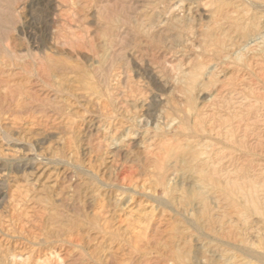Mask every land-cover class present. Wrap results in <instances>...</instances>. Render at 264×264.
<instances>
[{
    "label": "rangeland",
    "instance_id": "obj_1",
    "mask_svg": "<svg viewBox=\"0 0 264 264\" xmlns=\"http://www.w3.org/2000/svg\"><path fill=\"white\" fill-rule=\"evenodd\" d=\"M263 119L264 0H0V264H264Z\"/></svg>",
    "mask_w": 264,
    "mask_h": 264
},
{
    "label": "bare ground",
    "instance_id": "obj_2",
    "mask_svg": "<svg viewBox=\"0 0 264 264\" xmlns=\"http://www.w3.org/2000/svg\"><path fill=\"white\" fill-rule=\"evenodd\" d=\"M204 1V0H203ZM64 2V1H63ZM67 2V1H66ZM177 3V2H176ZM52 4V2H51ZM193 4V3H192ZM206 4V3H205ZM190 6V5H188ZM55 7V6H54ZM237 8V7H236ZM193 16V15H192ZM201 16H199L200 18ZM141 18V17H140ZM139 18V19H140ZM192 18V17H191ZM198 19V18H197ZM237 21V20H236ZM256 21V20H255ZM108 23V22H107ZM218 28H221L218 27ZM223 30V29H222ZM226 31V30H225ZM217 34V33H216ZM101 37V36H100ZM105 38V37H104ZM226 38V37H225ZM224 38V39H225ZM107 41V38H105ZM109 39V38H108ZM221 39H219L220 41ZM101 40H99L100 42ZM217 41V40H216ZM234 41V40H233ZM111 42V41H110ZM249 42V41H248ZM241 44V43H240ZM255 45V44H254ZM245 47V45H244ZM248 49V48H247ZM253 50V49H252ZM241 55V54H240ZM109 58V57H108ZM27 60V59H26ZM203 61V60H202ZM229 61V60H228ZM168 63V62H167ZM177 68V67H175ZM190 68V67H189ZM206 68V67H205ZM179 69V68H178ZM243 69V68H242ZM211 72V71H210ZM209 72V73H210ZM213 72V71H212ZM220 73V72H219ZM213 74V73H212ZM223 74V73H222ZM213 76V75H211ZM210 77V76H208ZM240 77V76H239ZM244 77V76H243ZM247 77V76H246ZM118 78V77H117ZM168 78V77H167ZM181 78V77H180ZM251 78V77H248ZM171 79V78H170ZM246 80V79H245ZM252 80V79H251ZM237 82V81H236ZM156 83V82H155ZM197 88V87H196ZM243 88V87H242ZM245 88V87H244ZM262 88V87H261ZM71 89V88H70ZM80 89V88H79ZM86 89V88H85ZM253 89V88H252ZM125 90V89H124ZM246 90V89H245ZM260 90V89H259ZM131 91V90H130ZM213 91V90H212ZM238 91V90H237ZM261 91V90H260ZM123 92V91H122ZM255 92V91H254ZM263 92V91H262ZM261 92V93H262ZM24 93V92H23ZM229 94V93H228ZM249 94V93H247ZM251 94V93H250ZM263 94V93H262ZM118 95V94H117ZM226 95V94H225ZM90 97V96H89ZM107 97V96H106ZM11 98V97H9ZM51 98V97H50ZM81 98V97H80ZM8 99V98H7ZM52 99V98H51ZM211 99V98H210ZM27 101V100H26ZM242 101V100H241ZM49 102V101H48ZM101 102V101H100ZM99 104V103H98ZM103 104V103H102ZM251 104V103H250ZM229 105V104H228ZM140 106V105H139ZM226 106V105H225ZM246 107V106H245ZM138 108V106H137ZM149 108V107H148ZM147 108V109H148ZM17 109V108H16ZM151 109V108H150ZM233 110V109H232ZM134 111V110H133ZM150 111V110H149ZM197 112V111H196ZM194 113V112H193ZM234 113V112H233ZM237 113V112H236ZM152 118V117H151ZM210 118V117H209ZM262 118V117H261ZM264 120V119H263ZM169 123V122H168ZM199 123V122H198ZM114 128V127H113ZM260 132V131H259ZM198 133V132H197ZM261 133V132H260ZM249 134V133H248ZM250 135V134H249ZM257 136V135H256ZM230 137V136H229ZM249 137V136H248ZM201 138V137H200ZM245 139V138H244ZM149 140V139H148ZM201 140V139H200ZM199 140V141H200ZM220 140V139H219ZM264 140V139H263ZM186 142V141H185ZM240 142V141H239ZM126 143V142H125ZM198 143V142H197ZM154 144V143H153ZM222 144V143H221ZM216 145V144H215ZM226 145V144H225ZM252 145V144H251ZM182 148V147H181ZM196 148V146L194 147ZM199 150L198 152H194L191 153L189 155V158H191V161L194 163V166L191 167V173L187 174V175H183V174H178L175 172V157L174 155H168L167 157H159L156 156L155 158H150V162L155 163L157 165V169L158 171L163 175V176H171L174 175L175 177H177L178 182L179 183H184V182H189L192 183L193 185H195L196 190L200 193L201 191H199L202 187V185L200 183H205L207 181H210L208 179V177L206 176V171H205V165L208 163V157L207 154L208 152H201L200 149H202V146H198L197 147ZM222 148V147H221ZM208 149V148H207ZM217 149V148H216ZM238 149V148H237ZM234 149V150H237ZM180 150V149H179ZM233 150V149H232ZM239 151V150H238ZM259 152V151H258ZM262 153V152H261ZM258 155V154H257ZM164 156V155H163ZM111 157V156H110ZM109 160V159H108ZM216 160V159H215ZM189 161V160H188ZM218 161V160H217ZM258 162V161H257ZM261 163V162H260ZM133 168V167H132ZM32 176V175H31ZM159 179V177H158ZM27 181V180H26ZM31 181V180H30ZM126 183V182H125ZM34 186V185H33ZM199 189V190H198ZM234 191L236 192H240L242 193L246 199L248 200V202L251 204V210L255 211V212H260L259 210V200L257 198V184L254 182H249L247 185H245L244 187L242 186H236L234 187ZM233 192V191H232ZM260 192V191H259ZM133 193V192H132ZM198 194V193H197ZM127 197V196H126ZM171 202V201H170ZM219 202V201H218ZM172 205V202L171 204ZM201 205V202H194L193 203V208L194 209H198ZM134 210V209H133ZM182 218V217H181ZM224 218V217H223ZM210 221V220H209ZM131 225V224H130ZM162 225L163 222L160 221H156L155 223H152L149 227V235L145 236V240L144 241H140L143 242L142 247H140V244H138L136 246V251L138 253H140V251H142L143 249H148V250H157L156 246L157 244V237L158 235H161L160 233H163L161 231L162 229ZM220 227L223 228V225L220 224ZM229 228V227H228ZM210 230L217 236L220 237V239L222 238H226L227 241H230L232 238L230 236H224V232L222 231V233L220 232V230L215 231L214 228H210ZM228 230V229H227ZM134 231V230H133ZM196 232V231H195ZM123 234V233H122ZM209 238V237H208ZM133 239V238H132ZM211 240V239H210ZM135 241V240H134ZM221 241V240H219ZM226 241V242H227ZM237 241V239H234V242ZM238 242H240V244L246 245L245 242L243 240H239ZM223 243V242H222ZM135 244V243H134ZM249 246V245H248ZM170 245H168L166 253H165V258L167 262H170L172 264H183V259L186 258L185 254L180 252H176L173 253L172 249L169 248ZM231 247V246H230ZM246 248V247H242V250ZM206 249L208 250V252L212 255H214L215 257L223 260V259H228L226 255H223V253H218L215 249L212 248H208V246L206 247ZM229 251V250H228ZM128 254V253H127ZM121 256V255H120ZM141 258H144V256H141ZM227 261V260H226ZM148 262V261H147ZM233 263V261H232ZM243 263V262H242ZM244 264V263H243ZM246 264V263H245Z\"/></svg>",
    "mask_w": 264,
    "mask_h": 264
}]
</instances>
